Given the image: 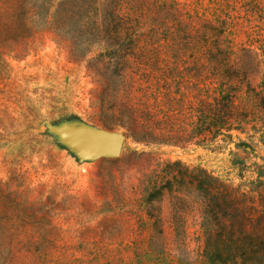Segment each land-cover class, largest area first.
<instances>
[{
	"label": "rangeland",
	"instance_id": "1",
	"mask_svg": "<svg viewBox=\"0 0 264 264\" xmlns=\"http://www.w3.org/2000/svg\"><path fill=\"white\" fill-rule=\"evenodd\" d=\"M96 9L134 21L122 85L95 72L101 42H54ZM221 91L246 119L207 144L189 109ZM152 93L173 99L176 143L125 127ZM85 131L121 134L119 156L84 154L71 136ZM194 168L233 187L264 179V0H0V264H208Z\"/></svg>",
	"mask_w": 264,
	"mask_h": 264
},
{
	"label": "trees",
	"instance_id": "2",
	"mask_svg": "<svg viewBox=\"0 0 264 264\" xmlns=\"http://www.w3.org/2000/svg\"><path fill=\"white\" fill-rule=\"evenodd\" d=\"M95 11L63 22L55 31L54 42L61 45L63 37L74 34H87L92 41L101 42L102 51L93 61L95 72L111 80L121 78L122 85L129 58L137 57L139 38L136 34L130 35L132 27L135 28L134 21L113 12L98 14L97 9ZM90 53L87 47L69 50L71 57L79 62ZM148 88L151 90L152 86L149 84ZM166 88L169 92L168 84ZM141 105L139 110L129 109V112L125 110L121 114L129 119L125 127L130 135L145 142L176 143L178 137L171 126L175 111L170 95L166 94L161 104L156 93H152ZM235 108L233 96L221 91L205 100H198L189 113L207 121L198 134L207 133L209 136L205 141L209 144L219 136L229 138L231 131L238 129L235 123L240 124L246 119L245 115L235 112ZM174 166L176 164L167 165V168ZM187 173L186 185L193 193L191 203L201 212L203 252L208 264H264V179L258 176L242 188L226 185L200 168L187 170ZM181 181L176 177L172 184L166 182L162 188L178 189Z\"/></svg>",
	"mask_w": 264,
	"mask_h": 264
},
{
	"label": "water",
	"instance_id": "3",
	"mask_svg": "<svg viewBox=\"0 0 264 264\" xmlns=\"http://www.w3.org/2000/svg\"><path fill=\"white\" fill-rule=\"evenodd\" d=\"M71 141L84 153L93 157H117L120 154L124 137L108 132H76Z\"/></svg>",
	"mask_w": 264,
	"mask_h": 264
}]
</instances>
